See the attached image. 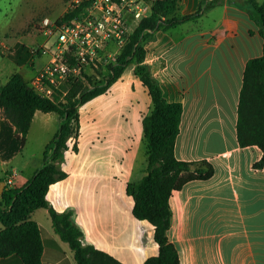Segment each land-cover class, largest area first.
<instances>
[{"label":"crops","instance_id":"1","mask_svg":"<svg viewBox=\"0 0 264 264\" xmlns=\"http://www.w3.org/2000/svg\"><path fill=\"white\" fill-rule=\"evenodd\" d=\"M180 5L181 15L192 14L199 0H181ZM245 6L246 0L216 1L205 12L212 20L189 21L166 32L156 31L146 46L145 64L159 81L165 98L183 104L176 157L208 160L215 168L210 179L190 181L170 197L168 238L178 250L180 264H264V167H255L263 151L258 145L242 147L237 131L246 65L264 49L259 26ZM15 46L22 63L18 65L29 62L32 67L27 77L24 68L15 72L29 82L37 69L31 47L19 42ZM3 75L0 73V84L10 78L2 82ZM120 80L80 106L79 150L74 151L75 138L71 137L62 166L68 176L50 186L47 200L60 213L73 211L72 219L83 231V244L94 245L124 264H143L159 254L154 227L134 216L122 185L131 182L134 175L136 152L130 144L144 133L143 118L152 109L151 95L140 80L141 100L130 99L133 104L128 109L127 94L119 92L121 96L100 115L101 124L95 115L86 123L81 110L114 91ZM60 122L57 113L37 110L21 147L15 127L0 107V186L4 181V189L20 188L34 176L43 158L36 155L39 153L28 154L32 131L35 127L41 134L45 149ZM87 137L93 141L85 150ZM103 139L110 143L98 147ZM22 157L21 164L15 163ZM13 171L16 174L10 186L6 179ZM146 174L147 168L139 173L141 179ZM33 218L41 230L42 263L75 264L73 251L55 232L48 210H36ZM0 264L23 262L13 254L0 258Z\"/></svg>","mask_w":264,"mask_h":264},{"label":"trees","instance_id":"2","mask_svg":"<svg viewBox=\"0 0 264 264\" xmlns=\"http://www.w3.org/2000/svg\"><path fill=\"white\" fill-rule=\"evenodd\" d=\"M181 0H159L152 6L149 17L141 20L129 42L100 80L88 76L90 85L78 80L71 86L65 100H51L39 96L31 88L22 73L14 72L5 84H0V107L16 129V136L25 145L35 112H55L61 122L58 131L46 145L43 164L34 176L22 187H6L0 205V258L17 255L23 264H43L44 246L40 226L33 218L38 209H47L53 228L61 240L73 251L75 264H124L114 256L94 245L83 244L82 229L73 221V211L60 213L47 200L50 186L65 179L63 169L69 139L75 138L73 149L78 152L80 135L79 108L92 98L105 93L123 74L127 65L136 62L135 75L147 87L152 98V109L143 118L144 138L147 143V174L138 182L122 185L132 203V212L137 219L146 220L154 227V240L159 254L151 256L143 264H180V256L174 243L168 238L172 220L170 197L174 191L194 180H208L215 168L208 160L184 161L175 155V144L180 132L183 113L181 101H168L161 85L145 64V43L154 38L155 32H164L189 21H197L204 10L219 0H201L194 14L180 15ZM246 9L258 24L264 39V0H246ZM73 14L64 12L56 20L59 24ZM23 50L26 47L22 46ZM5 56V54L0 53ZM17 64L21 57L16 53L6 55ZM103 74V75H102ZM238 140L242 147L258 145L262 158L255 167H264V49L259 57L248 61L244 73L238 106Z\"/></svg>","mask_w":264,"mask_h":264},{"label":"built area","instance_id":"3","mask_svg":"<svg viewBox=\"0 0 264 264\" xmlns=\"http://www.w3.org/2000/svg\"><path fill=\"white\" fill-rule=\"evenodd\" d=\"M156 1L159 0H69L65 12L73 15L59 24L55 22L46 32L55 39L30 48L34 58L48 55L29 81L31 88L43 98L64 101L76 81L90 85L88 76L99 78L101 72L116 63ZM6 50L10 51V47ZM15 174L13 171L7 176L10 186Z\"/></svg>","mask_w":264,"mask_h":264},{"label":"rangeland","instance_id":"4","mask_svg":"<svg viewBox=\"0 0 264 264\" xmlns=\"http://www.w3.org/2000/svg\"><path fill=\"white\" fill-rule=\"evenodd\" d=\"M69 0H0V53L5 54V56L0 55V73H4L2 82H5L7 78L10 77L11 73L15 71H21V68L26 71V77L29 73L32 72V67L30 63L25 64L23 67L17 64L13 59H10L6 55L8 53H15V44H26L30 47H38L42 44L48 43L50 44L55 36H48L46 32L53 26L56 20L65 12L66 6ZM201 0H199L200 5ZM181 6V5H180ZM199 8V7H198ZM197 8V10H198ZM209 6L204 10V13L201 15L202 18L199 20H212V15L209 17L205 14L208 11ZM196 10V11H197ZM179 14L180 7L178 10ZM207 13V12H206ZM194 14V13H192ZM162 31V30H159ZM164 32V31H162ZM49 38V39H48ZM152 40V39H151ZM145 43L146 46H149L150 41ZM4 46L7 48L10 47V51L6 50ZM36 64L35 69H39L42 67L46 61L48 60V55L43 54L40 57H35ZM136 62L133 61L127 65L123 74L120 76L121 80L118 83L115 90L110 92L106 97L98 99L92 104L85 105L81 110L83 111L85 122L90 124L91 118L93 115L97 118V123L101 124L100 115L106 111V109L110 106L109 104L115 101L119 96V92H124L125 96H128L127 108L129 109L131 103L133 104L134 99H140L139 90L141 82L138 77L135 75ZM36 69V70H37ZM93 80H100L102 77H92ZM119 79V78H118ZM137 84V85H136ZM139 84V87H138ZM143 92V91H142ZM130 99H133L132 102ZM84 105V104H83ZM151 111V110H150ZM149 111V113H150ZM148 113V114H149ZM81 120V118H80ZM55 127L56 124H55ZM88 128V125H85V129ZM56 129V128H55ZM100 130V129H99ZM80 131H81V121H80ZM44 134V133H43ZM54 136H51L50 141ZM90 137H87L85 140L84 149L88 148V144H91L93 140H88ZM100 139L102 136L100 135ZM134 142H131L130 148L136 152L135 158V169L134 175L131 176V182H138L141 180L139 175L142 169L147 168V155H146V147L147 143L144 138V133H142L139 137L136 136L133 138ZM74 140V139H73ZM140 141V145L138 142ZM110 143V140L103 139L102 142L97 143V146H102ZM42 137L41 134L37 131V129H33L32 137L27 144L28 154L39 153L43 158L44 147L42 146ZM69 150V149H68ZM67 150V151H68ZM66 151V157L69 152ZM27 156V153H24V157ZM24 157L20 158L19 161L16 160L15 163L19 162L21 164L23 162ZM68 160V159H67ZM38 161V159H36ZM122 161V159H120ZM65 162V161H64ZM63 162V163H64ZM62 163V166H63ZM2 224L0 223V229Z\"/></svg>","mask_w":264,"mask_h":264},{"label":"water","instance_id":"5","mask_svg":"<svg viewBox=\"0 0 264 264\" xmlns=\"http://www.w3.org/2000/svg\"><path fill=\"white\" fill-rule=\"evenodd\" d=\"M4 185H5V182L2 181V186H0V190L3 191L4 190Z\"/></svg>","mask_w":264,"mask_h":264}]
</instances>
